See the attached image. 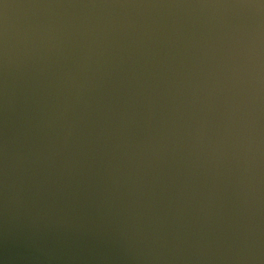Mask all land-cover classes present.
Masks as SVG:
<instances>
[{
	"label": "clouds",
	"instance_id": "obj_1",
	"mask_svg": "<svg viewBox=\"0 0 264 264\" xmlns=\"http://www.w3.org/2000/svg\"><path fill=\"white\" fill-rule=\"evenodd\" d=\"M0 264H264V0H0Z\"/></svg>",
	"mask_w": 264,
	"mask_h": 264
}]
</instances>
